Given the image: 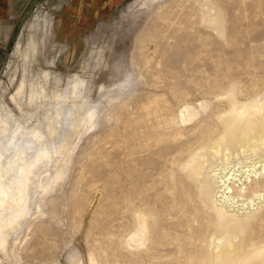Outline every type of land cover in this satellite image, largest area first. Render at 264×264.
<instances>
[{"label":"rangeland","instance_id":"rangeland-1","mask_svg":"<svg viewBox=\"0 0 264 264\" xmlns=\"http://www.w3.org/2000/svg\"><path fill=\"white\" fill-rule=\"evenodd\" d=\"M250 113L264 0H0V160L46 151L0 210V264L257 261L264 144L222 141Z\"/></svg>","mask_w":264,"mask_h":264},{"label":"bare ground","instance_id":"bare-ground-1","mask_svg":"<svg viewBox=\"0 0 264 264\" xmlns=\"http://www.w3.org/2000/svg\"><path fill=\"white\" fill-rule=\"evenodd\" d=\"M236 111L237 110L235 108H233L232 112L235 113ZM242 113H246V111H243ZM234 121L236 122V118H234L233 120L227 119L224 122L225 132H224V135L222 136V141L224 143H226L229 146H235V145L238 146V145H248L249 144V147L254 151H256L259 148L260 144H262V143L264 144V138L261 136L262 133H264V132H259L260 130L264 131V114L258 116L256 114L250 113L249 117L247 118V120L245 121L244 124H239V123L235 124ZM260 126H263V127H260ZM36 135H37L38 139H40L39 137L41 135L39 134V132ZM38 139L35 138L36 141ZM253 139H255V140L252 141ZM35 143L37 144V142H35ZM13 144H14V142H13ZM19 147H16V148H19ZM24 149L26 150L25 147H24ZM19 150L21 151V149H19ZM33 150H35V149H33ZM37 150L38 151H37L35 156H33V154L35 152L34 153L32 152L33 154H31L34 158L25 159V160L23 159L22 162H19V160L22 159L23 156L25 155V154L24 155L22 154L23 156H20V159H15V160L13 159V161L10 163V165L8 167L5 164L3 166V164L0 160V210L4 209V211H5L4 216H7V219L10 222H12L16 218V214L9 212L8 209L13 206L14 202L21 201L24 199V197H25L24 192L26 190L27 181L29 180V177L32 173L34 165H36L37 163H40L46 157V151L45 150H42L41 147H40V149L38 148ZM259 150H260V148H259ZM20 151H18V152H20ZM27 151H30L29 148ZM22 152H23V150H22ZM24 153H26V152L24 151ZM15 155L16 156H14V155H12V156H14V158L15 157L19 158L18 154H15ZM7 162H9V161L7 160ZM263 169H264V167H263ZM260 171L261 170H259V171L256 170V174L260 173ZM12 172H15L14 176H12L10 178V183L8 185H5L4 184V178H7ZM190 172L194 173V169L191 168ZM229 172H227L226 179H231V174L228 175ZM221 181H223L222 182L223 187L221 186L222 187L221 192L223 193V197H225L229 193H232L231 190L233 188L230 185L225 186L224 180H221ZM199 194L202 195V197L206 200L210 199V197H211V192L205 185H202L200 187ZM257 195H261V193L258 192ZM233 231L234 230L229 229V228H220L219 230H217L216 233H217L219 239H228L232 235ZM251 258H253L257 261L245 259V261L240 262V264H249V263L250 264H252V263L264 264V254L253 256ZM230 260H233V259L227 258L225 260H212L207 264H227V263H229Z\"/></svg>","mask_w":264,"mask_h":264}]
</instances>
